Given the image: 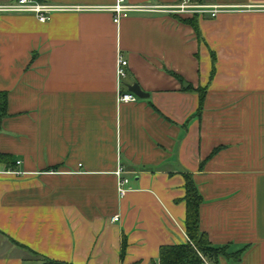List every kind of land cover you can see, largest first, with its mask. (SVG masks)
Masks as SVG:
<instances>
[{"label":"crops","instance_id":"crops-1","mask_svg":"<svg viewBox=\"0 0 264 264\" xmlns=\"http://www.w3.org/2000/svg\"><path fill=\"white\" fill-rule=\"evenodd\" d=\"M37 1L62 9L44 23L0 12V264H158L161 246L188 242L186 173L226 251L216 264H264V0L119 23L118 0ZM118 55L120 90L148 98L118 103Z\"/></svg>","mask_w":264,"mask_h":264},{"label":"trees","instance_id":"trees-1","mask_svg":"<svg viewBox=\"0 0 264 264\" xmlns=\"http://www.w3.org/2000/svg\"><path fill=\"white\" fill-rule=\"evenodd\" d=\"M191 23L198 30L195 22L191 21ZM204 94L205 92L201 91V98L204 97ZM6 114V96L0 92V119ZM0 162H6L11 165L12 159L10 156L0 153ZM184 179L186 193L183 200L186 204L185 230L188 242L161 246L158 264H205L206 261L216 264L217 258L226 253L225 248L214 247L209 241L207 233L201 230L200 206L203 202V197L192 174H184ZM124 246L125 243H123V248ZM41 264L67 263L45 259ZM152 264L156 263L153 262Z\"/></svg>","mask_w":264,"mask_h":264},{"label":"built area","instance_id":"built-area-1","mask_svg":"<svg viewBox=\"0 0 264 264\" xmlns=\"http://www.w3.org/2000/svg\"><path fill=\"white\" fill-rule=\"evenodd\" d=\"M62 7L42 4L37 0H18L13 4L0 5V12L4 13H24L33 14L39 21L47 22L53 12L59 11ZM162 9L167 12L175 14H197V15H210L212 18L216 17L221 12L228 10L229 8L221 5H212L204 0H180L177 4L164 7H151V6H140V5H126L125 0H118L117 4L111 8L114 13L115 23H119L122 18L128 17L132 12L140 11H152ZM128 61L125 60L121 55L117 57V81L119 85L118 92V103H134L138 101V97L132 92L123 93L120 90L122 85V79L127 75L126 68ZM123 170L119 169L118 175V193L122 197L127 192L126 185L129 180L122 176ZM115 222L120 220L119 216L114 217Z\"/></svg>","mask_w":264,"mask_h":264},{"label":"water","instance_id":"water-1","mask_svg":"<svg viewBox=\"0 0 264 264\" xmlns=\"http://www.w3.org/2000/svg\"><path fill=\"white\" fill-rule=\"evenodd\" d=\"M209 1V0H206ZM128 90L130 92H132L133 94H135L137 97H139L140 99H146L149 97V94L145 93L141 87L139 86V84L137 83H133L131 85L127 86Z\"/></svg>","mask_w":264,"mask_h":264}]
</instances>
